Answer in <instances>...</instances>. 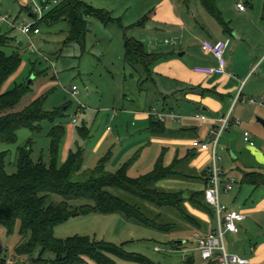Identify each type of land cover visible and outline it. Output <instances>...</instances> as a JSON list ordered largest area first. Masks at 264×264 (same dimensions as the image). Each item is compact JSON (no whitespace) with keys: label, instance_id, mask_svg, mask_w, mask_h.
<instances>
[{"label":"rangeland","instance_id":"obj_1","mask_svg":"<svg viewBox=\"0 0 264 264\" xmlns=\"http://www.w3.org/2000/svg\"><path fill=\"white\" fill-rule=\"evenodd\" d=\"M82 1L97 9L109 11L114 18H120L126 27L147 14L161 19L157 20L163 23L160 27L164 30L162 33L176 34L175 31L179 27L175 23L182 20L185 23L182 28H186L187 31L181 30L179 33L183 35L186 33V43L189 36L193 37V43L198 44L202 38L216 37L222 30V26L198 0L193 1L188 7L180 4L179 0ZM239 2L245 4L246 11L239 10L237 6ZM217 3L224 20L234 30L232 35L228 36L229 39L232 41L237 37L242 39L238 53H242L250 62L257 59L264 49V0H217ZM166 6L171 11V18L162 20L160 14ZM20 9V3L16 0H0V16L9 14L12 18L18 17V23L31 22L32 19ZM155 13L158 15L156 16ZM165 22L168 26L164 25ZM40 29V34L27 36L17 29L12 30L6 23L0 22V36L7 35L14 39L11 47H0V50L11 54L20 48L22 55V64L4 84L3 91H8L20 83H29L32 89L18 105L1 111L0 115L20 112L33 100L48 93L45 110L48 112L61 110L63 116H58L53 121H43L39 132L21 128L17 132L15 143L0 144V151L7 153L6 172L8 174L17 172L19 149L27 145L31 146L32 159L35 162L43 159L44 162L49 163L50 132L57 125L64 128L60 143L59 164L63 163L70 150L80 146L83 149L85 168H95L101 159L108 156V171L115 173L123 164L131 162L128 174L131 177H138L150 172L160 158H163L165 164H170L177 155L182 157L186 154L188 149L186 143L190 139L188 136L178 132L160 135L150 132L148 114L162 113L165 109L159 92L160 81L153 75L152 78L143 82L144 76L142 78L137 71L125 65L124 33L119 26L114 23L105 26L97 19L90 17L89 31L83 46L75 42L66 43L70 30L68 21L62 20L51 25L43 23ZM136 30L138 29L130 30L128 35L133 36ZM171 49L178 50L174 47ZM189 51L188 56H193V51L191 49ZM190 61L194 62L193 59ZM33 63L37 71L32 73ZM74 86L78 89L75 96L72 94ZM165 89L166 87L163 88L164 92ZM168 103L173 106L177 114L183 116V113H186L177 107L175 101L170 100ZM259 118L260 116L254 119V123H257ZM74 119L77 121L74 122ZM183 120L174 122L168 117L166 126L169 129H180ZM82 127H86L90 132L87 140H83L78 132V129ZM240 136L242 142V132ZM255 140L258 148H264V136L261 138L257 136ZM222 149L221 155L224 159L222 167L237 181L235 190L225 200L231 208L246 213L241 207L252 205V200L244 190L241 191L243 186L237 170L241 155L239 160H233L228 148ZM253 162L255 163V159ZM207 165L210 164L206 161L201 169L195 170L202 172ZM202 186L203 184L199 182L191 184L184 180L173 179L163 180L157 184V187L166 191L186 188L192 190ZM111 191L122 198L134 199L121 190L112 188ZM50 199L55 203L62 201V197L57 194H52ZM135 201L150 214L160 215L175 227L170 231H160L136 220L128 219L121 213L78 211L56 226L54 235L62 239L72 236H89L97 241L103 240L116 245L124 243V249L128 253L144 256L153 264H209L198 252H192L194 261L191 263L185 250L197 245L193 235L196 232L205 233L207 226L215 224V215L213 218L210 213L185 201L182 205L184 211L201 220L203 226L199 229L185 218L179 208L147 207L145 202L139 199ZM86 203L85 200H77L72 202V205L81 207ZM242 227L246 231L241 234V237H232L229 234L225 236L228 251L245 256V251L247 255L251 253L250 242L253 246L261 243L264 247V230L256 227L253 218L244 221ZM25 240L19 228L13 234H9L7 229L0 225V264H14L17 248ZM179 240L184 241L181 248L171 246V243ZM157 245L165 249H175L177 252H158L155 250ZM40 251L41 248H37L33 257H37ZM44 257L54 258L55 254L48 250ZM3 259L5 261H2ZM115 262L116 264H141L124 258H115ZM80 264L96 263L87 259Z\"/></svg>","mask_w":264,"mask_h":264},{"label":"trees","instance_id":"obj_2","mask_svg":"<svg viewBox=\"0 0 264 264\" xmlns=\"http://www.w3.org/2000/svg\"><path fill=\"white\" fill-rule=\"evenodd\" d=\"M16 1L19 2V0ZM193 1L195 0H179L186 7ZM198 1L218 21L226 33H232V29L224 20L218 7L217 0ZM25 10L27 8L21 6L20 11ZM90 17L97 19L105 26L110 23L119 26L124 33L125 65L137 71L142 78L144 76L143 82L153 77V67L162 56L157 53H148L143 42L128 35L131 28L145 26L147 16L133 26L126 27L120 18H114L109 11L97 9L82 0H61L51 12L44 16L38 26L43 23L51 25L62 20L68 21L70 30L66 43L75 42L83 46L89 31ZM11 29L14 30V28ZM13 41L12 37L2 35L0 47H11ZM21 64L20 48L11 54L0 50V112L14 108L32 90L31 84L20 83L8 91H3L4 84ZM32 65L33 73L37 71V67L34 63ZM47 95L48 93H45L36 98L20 112L0 115V144L15 143L17 132L21 128L39 132L43 121H53L56 117L63 116L61 110L57 112L45 110ZM163 113L174 112L163 111ZM166 123V120L150 115V132L156 135L167 133ZM78 132L83 140H87L90 135L86 127L79 128ZM63 135L64 128L60 125L53 127L50 132L49 163L44 162L43 159L35 162L32 159L30 145L20 148L17 160L18 170L12 175L6 172L7 153L0 151V225L4 226L9 234H13L19 228L22 237L26 239L17 248L14 264H80L87 259L96 264H116L115 258H124L141 264H153L144 256L128 253L124 249V243L116 245L103 240L97 241L89 236L57 238L54 235L55 227L78 211L121 213L128 219L136 220L160 231H170L175 225L166 222L160 215L150 214L135 199L145 202L147 207L179 208L185 218L199 229L203 226L202 222L184 211L182 205L185 201L193 203L212 216L215 215V210L205 199L211 166L206 167L202 172L190 167L198 151L192 143L186 154L182 157L177 155L172 163L165 164L163 158H160L150 172L131 177L128 174L131 162H126L119 171L112 173L107 169L108 156L101 159L95 168H85L83 149L80 146L70 150L63 163L59 164L60 143ZM168 179L199 182L203 184V188L166 191L157 187L160 181ZM242 183L264 184V175L258 172H245ZM112 188L121 190L134 199L122 198L114 194L111 191ZM52 194L61 196L62 201L53 202L50 199ZM77 200H85L87 203L81 207L72 205V202ZM213 229L214 223L207 226L205 233ZM183 244L176 245L175 241L171 243V246L181 248ZM37 248H41V251L37 257H33ZM48 250L55 254L54 258L44 257ZM208 263L215 264V261L211 260Z\"/></svg>","mask_w":264,"mask_h":264},{"label":"crops","instance_id":"obj_3","mask_svg":"<svg viewBox=\"0 0 264 264\" xmlns=\"http://www.w3.org/2000/svg\"><path fill=\"white\" fill-rule=\"evenodd\" d=\"M155 14L156 16L158 15L157 13ZM160 15L162 16V20L164 18H171V11L166 6ZM146 16L145 26L130 29H138L131 37L143 42L148 53H157L162 56L153 67V75L155 79L160 81L159 92L162 97L163 108H165L162 111L174 112L181 117L178 120L169 118L174 122L184 119L180 129H169L168 127V130H172L168 132H178L188 136L190 139L186 145L190 148L192 141L195 139L201 141L209 139L211 137V130L219 125V119L230 115V126L223 132L220 138L218 153L222 158L221 166L224 161L221 151H223V147H227L233 160H239L241 155V160L237 167L241 183L245 172H258L264 175V148H258L255 140L257 136L260 138L264 136V126L258 120L257 123L255 122L256 124L254 123V119L259 116L264 119V105L252 103L249 100H236L240 92L243 97L255 98L259 102L264 101V49L257 59L253 60L254 63L253 61L250 62L242 53H238L239 43L242 39L237 37L234 41L230 40L228 36L232 35L234 30L232 29V33L228 34L222 28L219 32L220 34L216 37L205 38L213 41L229 40V46L226 50V73L214 75L197 74L193 71L195 66L218 65V61L214 56L204 53L200 48V42L205 38H202L197 44L193 43V37L189 36L186 43V33L184 35L179 33L181 30L187 31L186 28H182L185 26L182 20L178 22L174 21L176 22L175 25L179 28L175 31L176 34H170L162 33L164 30L160 27L163 23L158 21L161 19L153 17L154 15L150 17L146 14L144 17ZM136 23H132L129 26H133ZM165 23L164 25L168 26L167 22ZM172 47L178 50L173 51ZM190 49L193 51L195 57L194 55L188 56ZM192 59L193 63L190 61ZM248 62L250 63L248 64ZM164 87H166L165 92L163 91ZM170 100L175 101L177 107L181 108L180 110L186 111V113H183V116L177 114L173 106L168 103ZM198 114H204L208 119L201 120L196 117ZM148 115L150 116V113ZM245 131L251 133L252 139L255 142L254 146L246 143L244 138L241 142V132L242 136H244ZM210 158L211 154L209 151L198 150L197 156L190 163L191 168L199 170L206 161L210 164L207 167L211 166ZM196 159L198 160L196 161ZM253 159H255V163ZM223 173L224 177L233 178L232 175L224 171V168ZM190 183L193 184L194 182ZM236 185L231 192L235 190ZM242 186L245 188L241 187V191L244 190L245 194H248L250 200H252V205L241 207L246 212L242 211L246 215L244 221L253 218L256 227L264 230V184L252 185L250 183H242ZM202 188L203 186L199 189ZM231 192L221 195V200L226 205L228 203L225 199ZM244 221L239 223L240 231L238 233L228 234L232 237H241V234L246 231L242 227ZM250 245V255H247L245 251L246 255L240 256L252 260L255 264H264L263 245L260 243L253 246L252 242H250ZM186 250L187 256L191 259L192 263L194 261L192 252L199 253V251L195 247ZM231 253L237 254L235 252Z\"/></svg>","mask_w":264,"mask_h":264},{"label":"built area","instance_id":"obj_4","mask_svg":"<svg viewBox=\"0 0 264 264\" xmlns=\"http://www.w3.org/2000/svg\"><path fill=\"white\" fill-rule=\"evenodd\" d=\"M61 0H19L21 6L27 8L25 10L26 15L32 19L31 22L18 23V18H12L9 14L0 16V22L6 23L9 27L19 30L22 34L27 36L37 35L41 33L38 23L44 18V16L51 12ZM239 10L246 11L247 8L243 2L237 4ZM229 46V40H217L205 38L200 42L201 50L206 54H211L217 61V66L198 65L193 68V71L202 75H214L226 73V50ZM77 87L74 86L72 94H77ZM243 99L249 100L252 103H260L264 105V101L259 102L255 98H246L241 96L239 92L236 100ZM161 120H166L168 117L172 120H178L181 117L175 113H150ZM201 120H207V116L204 114L196 115ZM74 122L77 120L74 119ZM230 126V115L224 116L219 119V125L211 130V137L206 141L195 139L192 141V146L200 151H209L211 154V168L209 185L205 189V199L209 205L215 210V224L214 229L208 233L196 232L193 237L196 240L197 245L195 249L199 251L201 258L209 262L215 261V264H255L252 260L244 258L238 254H234L228 251L225 244V236L228 233H238L240 231L239 223L245 220L246 215L235 208H231L224 204L221 200L223 193L231 192L235 185L236 180L231 177H224L223 168L221 166L222 158L220 157L218 150L220 147V138L223 132ZM244 141L251 146L255 145L249 131L244 132ZM155 250L158 252H177L175 249H165L159 245L155 246ZM187 250H185L186 252Z\"/></svg>","mask_w":264,"mask_h":264},{"label":"water","instance_id":"obj_5","mask_svg":"<svg viewBox=\"0 0 264 264\" xmlns=\"http://www.w3.org/2000/svg\"><path fill=\"white\" fill-rule=\"evenodd\" d=\"M258 121L264 126V119L259 118ZM168 131L170 132L172 130H168ZM183 243H184V241H182V240L176 241V245H181Z\"/></svg>","mask_w":264,"mask_h":264}]
</instances>
